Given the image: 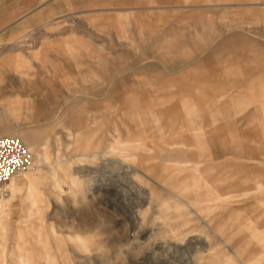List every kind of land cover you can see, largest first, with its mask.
<instances>
[{"label":"rangeland","instance_id":"1","mask_svg":"<svg viewBox=\"0 0 264 264\" xmlns=\"http://www.w3.org/2000/svg\"><path fill=\"white\" fill-rule=\"evenodd\" d=\"M134 1L0 0V109L18 119L3 134H27L30 152L48 158L44 167L32 160L30 195L19 176L18 192L1 200L0 264H238L224 246L240 238L228 235L264 227V9ZM235 34L254 47L249 59L210 54ZM168 43L189 59H221L170 73L184 57L154 47ZM43 50L58 53L35 57ZM149 65L155 72L138 71ZM189 69L188 89L233 115L215 141L159 98H110L185 90L161 86Z\"/></svg>","mask_w":264,"mask_h":264},{"label":"crops","instance_id":"2","mask_svg":"<svg viewBox=\"0 0 264 264\" xmlns=\"http://www.w3.org/2000/svg\"><path fill=\"white\" fill-rule=\"evenodd\" d=\"M129 2V0H118V2L120 3H127ZM131 1V0H130ZM150 2L153 3L154 0H149ZM160 1V0H159ZM162 1H167V2H172V1H176V0H162ZM221 1H225V0H221ZM227 3H230L232 5H247L248 8H255V9H264V0H231V1H226ZM135 5H137L139 3V1L135 0L134 1ZM138 9H141L139 7H135L132 10L133 11H137ZM135 18V17H134ZM94 21H99L100 19L98 17H94L93 18ZM186 21V20H185ZM145 22V21H143ZM140 23V22H139ZM142 24V23H140ZM205 28L203 29H207L206 26H203ZM192 29H200L198 27L192 28ZM170 30H160L159 34H160V38L166 42H169V38L171 36L168 35V32ZM205 34H208L206 32H204ZM240 34H235L229 37H225L224 39H220L219 43H217L215 45V47H213L212 49V53H215L216 51H223L222 53H227V52H232V53H237L238 55H236L233 58H223V60H243V59H249L248 56L244 55L245 52L247 51H251L254 50V47H247V44L249 42H247V40L241 36H239ZM149 40L151 38H145L144 40ZM59 44V41L56 42H51V43H47L45 45V47L47 48H54L55 46L57 47ZM225 44H231L228 47H222ZM179 44L178 43H168V44H160V45H154V47H160V49H165L168 52V55H172V56H183V59H179V60H172L169 63V66L167 68L168 72H174V71H179L180 67H178L177 65H175V63H181V64H187L192 62L194 59H189L187 54L188 52H180L176 50V47H178ZM153 47V48H154ZM256 47V46H255ZM259 48L257 47V50ZM57 54V52H51V54ZM164 53V54H165ZM47 50H43L40 51V53H38L37 56L35 57H39L41 55H51ZM163 54V53H162ZM163 54V55H164ZM210 54L208 55H204L203 58L197 60H194V62H198L196 65L198 68L203 69V67H209V63H211L212 61H216L219 59H212ZM260 57H262L261 55H255L252 56V58H257L259 59ZM251 58V59H252ZM100 57L98 56V60L100 61ZM103 59V58H102ZM9 59L3 60L2 64H7ZM7 62V63H6ZM8 65V64H7ZM156 68L153 67L152 65L149 66H141L139 68V72L143 73V74H148L150 73V71H154L155 72ZM59 76V74H58ZM193 77L191 70H187V72H185L182 76H178V77H173L171 78V80H166L164 81V84L161 86L162 89H166L168 87H175L177 89H185L182 91H175V92H155L152 93L150 96L144 93H139V94H132V93H126L123 95H111L110 98L112 99H120V100H131L132 102L128 101V105L132 106L134 103V100H139V99H144V102H142V104H146L149 103V101H145V99H148L151 101V99H155V98H159L161 102L164 101L165 104H172L171 106H173V110L183 114L182 116H184V120H185V127L189 128L190 130H192V133L194 132H203V133H207L209 138V141H215V133L218 131H221L219 133L221 134H226V132L223 131V129L225 128L226 125L231 124V122L227 119H229L232 113L229 111V104L227 103H222L221 106L215 108L213 107V105L210 104L209 102V97L205 92H200V91H193L188 89L191 84L190 82H188V80ZM261 83V82H260ZM188 89V90H187ZM251 89L246 88L243 89L240 93L242 96L245 92L249 91ZM240 91V90H238ZM88 99V98H86ZM85 100V99H84ZM83 100V101H84ZM169 102V103H168ZM170 106V107H171ZM130 112V111H129ZM240 114H237V116H239ZM7 109L3 108L0 109V137L5 136V134H3L6 130H7V126L6 123L8 121H18V119L15 118H10L7 119ZM212 117V118H211ZM208 118L210 119H214L212 120V124L209 122V120H207ZM220 119V120H217ZM223 119V121L221 122V120ZM258 122V119H255V122ZM221 122V123H220ZM250 122V121H249ZM213 128L211 129H205V126L208 128L209 126H211ZM212 132V133H211ZM206 134V135H207ZM220 134V135H221ZM199 135V134H198ZM197 135V136H198ZM222 138V137H221ZM221 140V139H219ZM241 230V229H240ZM264 234V227H256V229H251L250 231H237L236 233H232L229 234L228 237H239L240 239L237 242H233L234 239L229 240V244L225 245L224 247L228 250V255H230V257L235 261L238 262V264H264V252H261L260 250H255V248H257L258 245L263 244L264 243V238H262V235ZM254 248V249H253Z\"/></svg>","mask_w":264,"mask_h":264},{"label":"built area","instance_id":"3","mask_svg":"<svg viewBox=\"0 0 264 264\" xmlns=\"http://www.w3.org/2000/svg\"><path fill=\"white\" fill-rule=\"evenodd\" d=\"M31 164V153L15 136L0 137V194L7 196L5 184L15 174L27 170Z\"/></svg>","mask_w":264,"mask_h":264},{"label":"bare ground","instance_id":"4","mask_svg":"<svg viewBox=\"0 0 264 264\" xmlns=\"http://www.w3.org/2000/svg\"><path fill=\"white\" fill-rule=\"evenodd\" d=\"M5 136H15V137L19 138L21 140V142L23 143V145L25 146V148L28 149V151H30V149L32 148L31 147V144H28V143L26 144V142H25L28 139V135L25 134V133L16 132V133H10V134L5 135ZM30 153H31V163H32V160H33L34 162H37L38 164H41V166H43V167L48 165V162H47L48 161V158L46 157L45 154L41 155V154H37V153L36 154H32V152H30ZM30 166H31V164L27 167L28 168L27 170H25L23 172H20L18 174H15L14 176H12V178L9 180V182L5 184L6 185L5 186V189L8 192V195L6 197H9L10 188L14 192H18L17 188L19 186L17 184H15L16 182H15L14 179H16L19 176H21L22 177V180L24 182H26L27 185L25 186V192H27L30 195L31 188H32V185H31L32 180L30 179V176H27V175H29L30 173L35 172L37 170L34 167H31L30 168ZM170 181H164V183H167L168 185L169 184L170 185H174L175 184V182H170ZM69 183H70V186H71L70 189L77 190V189H81L82 188L74 180L69 179ZM172 191H174V190H172ZM176 191L177 192H182V190H180V189H178ZM180 196H182V195H180ZM177 197L181 201V198L179 196H177ZM3 198H5V196H3L2 194H0V232L2 233L3 236H5L7 234L6 233L7 232L6 231L7 230V224L4 221V218L5 217H3L4 216V206L1 204V200ZM161 206H164V204L162 203ZM77 247H80V248L84 249L85 251L88 250V247H86V244L83 243V242H81V241H78Z\"/></svg>","mask_w":264,"mask_h":264}]
</instances>
